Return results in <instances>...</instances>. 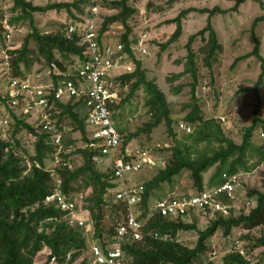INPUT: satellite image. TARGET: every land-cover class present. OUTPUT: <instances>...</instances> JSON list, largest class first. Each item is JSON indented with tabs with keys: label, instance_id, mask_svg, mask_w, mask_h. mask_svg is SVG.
<instances>
[{
	"label": "trees",
	"instance_id": "16d2710c",
	"mask_svg": "<svg viewBox=\"0 0 264 264\" xmlns=\"http://www.w3.org/2000/svg\"><path fill=\"white\" fill-rule=\"evenodd\" d=\"M234 1V4L227 9L219 5L212 8L191 6L181 10L168 21L175 23L176 28L164 46L179 40L183 33L182 19L188 13L198 11L208 14L206 25L188 36L185 44L187 49L185 68L178 76L190 73L192 77L190 82L191 98L185 104L188 111L184 118L192 124L200 125L195 142L204 140L208 143L216 142L218 145L210 151L203 150L193 157L191 146L184 142L175 144L172 147V156L167 163L158 168L157 172L144 182L145 193L139 206L141 210L139 219L143 223V238L140 241L124 245L129 264H197L199 256L208 249L209 238L214 235L219 226L224 227V233L228 235L231 229L237 225L242 224L245 229L252 230L264 224V191L257 189L248 191L250 196L256 197V205L248 213L238 216L231 215L226 219H214L203 230L197 228L196 222L187 223L180 218L170 219L157 212L151 213L149 207L152 191L159 188L162 183L172 181L183 170L189 171L194 185L198 190H202L206 187L204 174L214 166L215 170L209 178L208 187L221 184L224 181L223 173L225 172L233 174L251 171L264 160L263 147L255 145L253 140L257 128L260 126L264 128V120L260 114L262 109L260 86L264 83V57L261 54V41L256 33L257 24L264 21V12L256 16L251 25V36L254 41L252 50L238 56L233 62L234 66L243 58L255 56L262 64V70L255 83L244 88V90L255 94L256 103L252 110V122L244 127L240 143L227 137L222 127L213 119L204 118L199 98L196 96L199 79L198 54L202 53L205 64L212 67L218 54L223 50V43L219 39L211 18L217 13L237 11L241 4L247 0ZM254 1L259 2L264 11V1ZM102 2L120 8V11L115 15L105 17L101 24L100 35L105 33L111 22L121 19L126 29L120 39L128 49L132 30L127 24V19L136 9L128 5V0H103ZM85 7L86 4L79 0L49 2L45 5L35 4L31 0H13L11 11L18 12L17 15L6 17L5 12L0 9V41L5 45H7L8 34L4 25L5 19L13 27L16 22L22 20H29L30 23V31L25 36L21 47L9 51L13 55L11 74L26 76L33 72L32 65L36 62L43 63L46 67L55 62L59 67L66 69L72 65L67 61L70 55L84 58L82 49L75 42L66 39L63 28L43 31L36 25L33 14L65 9L72 17L78 18V15L84 14ZM198 38L202 43L197 51L193 45ZM31 40L35 43L33 47L30 45ZM134 62V71L122 76L124 84L132 80V85L121 103L132 97L138 89L144 88L147 94L145 105L151 114V119L136 131L128 133L124 139V146L130 144V141L140 133L152 132L163 122L169 134L175 135V119L172 117V110L165 92L159 87L156 80L146 77L142 61L135 60ZM37 71H41V69ZM182 89L183 85H178L175 93L181 92ZM0 102H2L1 97ZM77 106L80 105H74L71 101L57 103V109L61 110L56 114L57 122L61 123L65 115L70 116L76 124L75 128L80 130L86 139L85 117H80L76 110ZM12 115L15 126L12 135L6 138L0 134V264H34L36 256L45 245L52 249V253L57 256L59 263L63 264L65 255L69 251H74L75 259L87 248L86 235L83 228L71 226L61 220V211L43 203L45 197L53 191L57 183L52 171L45 166L46 158L52 155L55 150L49 136L40 134L34 142V153L28 156L26 149L21 147L18 133L34 131L35 126L25 116L16 115L14 112ZM204 127H209L210 131H206ZM117 128L123 132L121 127L117 126ZM75 152L83 155V164L76 168L59 167L57 180H60V187L65 192H85L81 191V188L89 189L84 206L89 208L92 213L95 224L94 236L99 240L107 234L102 225L106 210L110 208L107 205L105 193L114 186V183L106 180L105 172L96 168L91 160L92 151L78 148ZM66 156L67 154L62 153V157ZM27 157L29 160H26ZM82 181L83 183H81ZM118 210V207L111 208L114 220L119 215ZM181 230H197L198 239L194 246L185 245L177 239V234ZM244 238L252 239L248 234L244 235ZM258 247H264V234L254 238L253 244L245 253L238 250L227 252L223 256V262L225 264H264V249L261 258L256 262L247 255ZM45 264H49V260ZM204 264L214 263L209 260Z\"/></svg>",
	"mask_w": 264,
	"mask_h": 264
},
{
	"label": "rangeland",
	"instance_id": "374dc122",
	"mask_svg": "<svg viewBox=\"0 0 264 264\" xmlns=\"http://www.w3.org/2000/svg\"><path fill=\"white\" fill-rule=\"evenodd\" d=\"M35 4L45 5L49 2L70 1V0H31ZM264 1V0H263ZM234 0H128V5L136 10L128 17L127 24L131 27V36H136L141 32H148L150 40L151 54L145 57L142 61V66L146 70V77L157 81L159 87L165 92L172 110L174 122V133L170 135L165 123L159 124L150 133H140L134 137L129 146L134 148L138 145L141 147H153L156 143L169 144L160 149H154L151 156L157 158L159 164L155 167L145 165L141 170L127 174V177L133 182H146L158 170L163 167L172 156V147L175 144L184 142L191 146L192 156L203 150H212L217 147V143H208L207 141L195 142V137L198 135L200 125L193 124L194 132L187 134L184 131L178 130L177 123L184 118L188 108L185 104L191 98L190 82L192 77L190 73L178 76L185 68V55L187 54L186 42L188 36L203 28L207 23L208 14L198 11L190 12L182 19L183 33L178 41L171 44H164L168 41L171 34L176 28L175 23H170V19L175 17L181 10L194 6L198 8H212L216 5L222 8H230L234 4ZM13 0H0V9L5 12L6 17L17 15L18 12H12L11 7ZM120 11V8L106 5L101 2L99 9L100 23L104 21L106 16L115 15ZM263 9L259 2L247 0L238 8L237 11H229L227 13H217L212 16L211 21L215 27L220 41L223 43V50L218 54L212 67H208L204 62V55L199 53V79L196 91V96L199 98V103L202 109V114L205 119H213L218 123L224 134L237 143L242 141L243 129L252 122V110L256 103V96L251 91H246L244 88L252 86L257 80L261 70V61L255 56H249L239 60L234 66V60L252 50L254 41L251 36V25L254 18L263 13ZM34 20L36 25L43 31L59 30L64 28L66 23L76 19L72 17L65 9L61 11L51 10L48 12H35ZM125 25L121 19L111 22L108 29L102 35L105 42L118 41L120 36L125 31ZM30 31L29 20L16 22L10 30V35L7 37V45L0 41V91L4 88V77L8 69V61L12 60L13 55L9 51L21 47L25 36ZM256 33L261 41V54L264 57V21L257 24ZM202 41L198 38L194 42V49L198 51ZM31 47L35 45L34 41H30ZM70 64H78L79 59L75 55H70L67 59ZM46 65L43 63H34L32 71L37 72L41 69L45 71ZM182 84L181 92L175 93L178 85ZM132 85V80L127 82V87L124 89L127 96ZM262 96L261 116L264 120V83L260 86ZM146 91L140 88L129 99L124 100L117 107L113 115L115 126L123 129L124 137L128 133L136 131L145 122L151 119V114L145 105ZM76 110L80 117L84 116L86 108L77 106ZM226 116V121L221 122L219 116ZM28 120L36 126L38 121L35 116L29 117ZM190 123V122H189ZM65 127V147L70 148L63 152L67 154L64 160L69 161L72 168L79 167L83 164L84 158L81 153H76V149L82 144V133L76 129V124L70 116L65 115L61 121ZM192 124V123H191ZM262 125V124H261ZM14 118L12 112L6 105L0 102V134L3 137H10L14 130ZM263 128L258 127L255 131L253 140L254 144L260 146V138L258 131ZM204 129L210 131L207 127ZM21 147L25 148L27 155L34 153V142L29 136L28 131H20L18 133ZM22 153L24 151L21 150ZM26 160H29L27 157ZM45 166L52 171L54 180L57 182L58 168L52 155H49L45 160ZM101 170L104 166H97ZM215 166L210 168L205 174V185L208 187V181L211 174L214 172ZM242 186L237 189L236 206L232 213L235 216L246 214L256 205V197L250 196L249 189H257L264 191V164L260 163L251 171H241ZM83 183V181L81 182ZM89 189L81 188V191ZM198 189L194 185L189 171L183 170L179 175L175 176L172 181L164 182L159 188L152 191L149 198L150 211H155L156 203L159 199L168 198L173 195L183 193H193ZM111 208L106 210V215L103 219V228L106 233H109L115 224L117 217H112ZM214 220L208 214H198L183 217V221L190 223L196 222L198 229H205ZM88 246L94 241H97L93 236V229H84ZM248 234L252 239L244 238ZM264 234V224L252 230L245 229L242 224L234 226L231 232L226 235L224 227L219 226L214 235L208 240V249L205 253L199 256L197 264H204L206 261H213L214 264H225L223 256L235 249V241L239 240L240 248L244 249V253L250 249L253 244V239ZM179 241L188 246H194L198 239L197 230H181L177 234ZM212 249L217 250L216 256L210 254ZM264 247H258L250 251L248 257L256 262L261 258V253ZM87 251H83L82 255H86ZM45 258L44 252L40 251L35 258L34 264L42 263Z\"/></svg>",
	"mask_w": 264,
	"mask_h": 264
},
{
	"label": "built area",
	"instance_id": "2783aa9c",
	"mask_svg": "<svg viewBox=\"0 0 264 264\" xmlns=\"http://www.w3.org/2000/svg\"><path fill=\"white\" fill-rule=\"evenodd\" d=\"M79 1L86 4L85 12L66 23L63 34L82 49L84 58H78V64L66 69L52 62L44 72H32L23 77L11 74L12 60L9 59L0 97L2 103L16 115L36 117L38 124L34 131L29 132V136L35 142L40 134H47L55 147L52 154L55 164L60 167L72 168L69 161L62 158V153L70 148L65 147V127L57 122L56 114L61 111L57 109V103L71 101L86 108V139L82 136L79 148L92 151V162L104 166L105 179L114 183L105 197L109 207L119 208V220L103 238L87 246L85 256L82 255L83 250L74 259V251H69L63 264H129L124 245L143 238L139 206L143 201L145 185L143 182H133L127 174L137 172L145 165L157 166L159 161L151 156V152L169 144L158 142L153 147L124 146V134L115 126L112 117L125 96L127 84L123 83L122 76L134 71L135 60L141 61L151 54V37L144 31L136 36L130 35L128 49L121 39L105 42L100 35L102 22L99 18L103 0ZM4 25L8 37L13 26L8 24L7 19ZM219 120L225 122L226 116L220 115ZM177 128L187 134L194 132L193 124L185 120H179ZM258 135L264 149V128L258 131ZM223 178L221 184L213 187L159 199L154 212L170 219L183 220L185 216L200 213L208 214L213 219H226L233 215L232 210L238 200L236 191L242 186V181L240 173L225 172ZM88 192H65L58 179L43 203L61 211L60 219L69 225L93 229L94 236V219L90 209L84 206ZM233 250L244 253L239 240L235 241ZM41 251L45 258L40 264L48 260L49 264H60L48 245ZM210 254L216 256L217 250L212 249Z\"/></svg>",
	"mask_w": 264,
	"mask_h": 264
}]
</instances>
